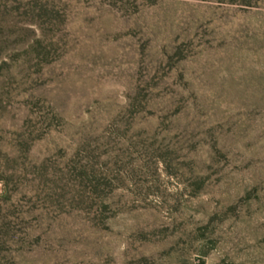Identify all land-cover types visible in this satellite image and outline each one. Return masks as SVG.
<instances>
[{"label": "rangeland", "instance_id": "1", "mask_svg": "<svg viewBox=\"0 0 264 264\" xmlns=\"http://www.w3.org/2000/svg\"><path fill=\"white\" fill-rule=\"evenodd\" d=\"M0 264H264V0H0Z\"/></svg>", "mask_w": 264, "mask_h": 264}]
</instances>
